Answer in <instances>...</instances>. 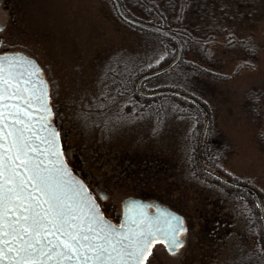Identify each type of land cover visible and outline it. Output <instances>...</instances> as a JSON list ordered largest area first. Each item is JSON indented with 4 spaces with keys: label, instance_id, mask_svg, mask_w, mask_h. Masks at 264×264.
Instances as JSON below:
<instances>
[{
    "label": "rangeland",
    "instance_id": "rangeland-1",
    "mask_svg": "<svg viewBox=\"0 0 264 264\" xmlns=\"http://www.w3.org/2000/svg\"><path fill=\"white\" fill-rule=\"evenodd\" d=\"M115 5L121 14L117 2L107 0H0V42L43 69L65 161L94 198L106 196L97 200L105 218L120 221L127 198L165 206L184 218L186 234L177 254L157 244L151 264H228L240 249L246 253L254 247L253 236L243 249L240 240L245 225L253 227L248 219L243 222L241 205L234 213L220 182L204 185L186 173L184 140H179L183 123L169 127L158 142L149 140L147 131L138 142L133 133L98 136L80 124L78 116L94 104L104 72L115 74L142 43ZM194 5L191 17L204 36L196 49L182 50V63L174 69L178 86L190 88L206 104L197 148L204 146L218 181L250 189L246 192L260 208L258 240L264 244V136L258 107L264 93V0H194ZM192 61L194 67L188 65ZM170 76L161 82L170 86Z\"/></svg>",
    "mask_w": 264,
    "mask_h": 264
},
{
    "label": "snow or ice",
    "instance_id": "snow-or-ice-1",
    "mask_svg": "<svg viewBox=\"0 0 264 264\" xmlns=\"http://www.w3.org/2000/svg\"><path fill=\"white\" fill-rule=\"evenodd\" d=\"M0 48V264H151L157 244L177 254L181 217L136 205L119 226L105 218L106 196L94 198L65 161L43 69Z\"/></svg>",
    "mask_w": 264,
    "mask_h": 264
},
{
    "label": "trees",
    "instance_id": "trees-1",
    "mask_svg": "<svg viewBox=\"0 0 264 264\" xmlns=\"http://www.w3.org/2000/svg\"><path fill=\"white\" fill-rule=\"evenodd\" d=\"M107 1L117 2L121 11L120 15L115 5L117 15L136 31L142 43L132 57L123 58L115 74L104 72L105 80L99 83L94 104L87 106L84 113L80 112L79 123L93 129L98 136L108 132L118 134L120 130L126 134L133 133L132 140L138 142L146 131L149 140L152 137L156 142L163 140L169 127L172 129L183 123L185 135L179 140H184L182 154L186 173L204 185L215 186L214 183L220 182L232 201L234 213L240 210L238 206L241 205L246 211L243 222L248 219L253 227L251 230L245 225L240 240L243 241V249L244 242L249 241L247 238L253 236L256 239L254 247L246 253L240 249L228 264H264V244L258 240L262 222L259 205L240 186L242 183L218 181L211 173L214 165L206 158L204 146L197 148L201 126L207 115L206 104L188 92L191 91L189 87L182 90L178 86L182 84L174 69L182 63V50L188 46L196 49L204 36H200V29L191 17L197 5H194V0ZM188 65L195 66L193 61ZM168 74H172L168 78L170 86L161 82ZM175 136L178 141L177 134Z\"/></svg>",
    "mask_w": 264,
    "mask_h": 264
},
{
    "label": "water",
    "instance_id": "water-1",
    "mask_svg": "<svg viewBox=\"0 0 264 264\" xmlns=\"http://www.w3.org/2000/svg\"><path fill=\"white\" fill-rule=\"evenodd\" d=\"M119 13V12H118ZM120 14V13H119ZM121 15V14H120ZM22 54V53H21ZM24 55V54H23ZM26 56V55H25ZM28 57V56H27ZM29 58H31V57H29ZM31 59H33V58H31ZM44 79H45V76H44ZM46 80V79H45ZM51 121H52V124H53V127H55L54 126V123H53V119H52V117H51ZM205 125H206V123H205ZM69 167V166H68ZM70 169V168H69ZM72 172V171H71ZM72 174L73 175H75L73 172H72ZM78 179H80L77 175H75ZM81 180V179H80ZM82 181V180H81ZM83 182V181H82ZM136 205H144L145 207L142 209V211H144V212H146L148 215H150V216H156L158 213H160V212H163V213H170V214H172V215H175V216H179V217H181L182 219H183V223H184V226H185V228H186V222H185V220H184V218L180 215V214H178V213H176V212H174L173 210H171V209H169V208H167V207H165V206H162V205H159V204H156V203H149L148 201H143V200H141V199H138V198H127V199H124L123 201H122V203H121V218H120V221H119V223L118 224H114L112 221H110L109 219V221L111 222V223H113L114 225H117V226H119V224L125 219V208L127 207V208H129V209H131V210H134V211H138V210H141V209H137L136 208ZM150 206V207H149ZM107 219V218H106ZM185 234H186V232H184V233H182L181 234V236H182V239L184 238V236H185ZM166 249V248H165Z\"/></svg>",
    "mask_w": 264,
    "mask_h": 264
},
{
    "label": "flooded vegetation",
    "instance_id": "flooded-vegetation-1",
    "mask_svg": "<svg viewBox=\"0 0 264 264\" xmlns=\"http://www.w3.org/2000/svg\"><path fill=\"white\" fill-rule=\"evenodd\" d=\"M258 107H259V117H260V121H261L260 123L262 125V134L264 136V93L261 95ZM213 175L215 176L217 174H213ZM244 188L247 189V190H250L249 188H247V186L246 187L244 186ZM118 223H119V221L117 223H114V224H118Z\"/></svg>",
    "mask_w": 264,
    "mask_h": 264
}]
</instances>
